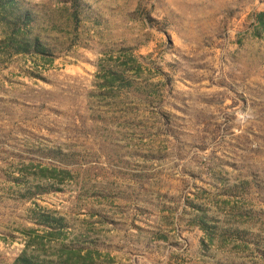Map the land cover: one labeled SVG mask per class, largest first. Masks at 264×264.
I'll list each match as a JSON object with an SVG mask.
<instances>
[{
    "label": "rangeland",
    "instance_id": "rangeland-1",
    "mask_svg": "<svg viewBox=\"0 0 264 264\" xmlns=\"http://www.w3.org/2000/svg\"><path fill=\"white\" fill-rule=\"evenodd\" d=\"M12 5L0 264H264V0Z\"/></svg>",
    "mask_w": 264,
    "mask_h": 264
},
{
    "label": "trees",
    "instance_id": "trees-1",
    "mask_svg": "<svg viewBox=\"0 0 264 264\" xmlns=\"http://www.w3.org/2000/svg\"><path fill=\"white\" fill-rule=\"evenodd\" d=\"M0 3H2V4H6V6H13L12 4H13V0H0ZM15 8V7H14ZM25 19H28V18H30V16H25L24 17ZM29 43H31V42H29V41H22L21 42V46L23 47V48H25V49H28L29 47H30V44ZM32 44H33V46H34V48L36 47L37 48V51H40V52H43V50H42V48L40 47L41 46V44L40 43H38V39H36V40H33L32 41ZM31 44V45H32ZM28 261V263L27 264H32V262H30V260H27ZM30 262V263H29Z\"/></svg>",
    "mask_w": 264,
    "mask_h": 264
}]
</instances>
